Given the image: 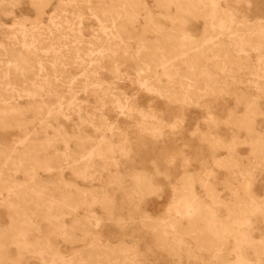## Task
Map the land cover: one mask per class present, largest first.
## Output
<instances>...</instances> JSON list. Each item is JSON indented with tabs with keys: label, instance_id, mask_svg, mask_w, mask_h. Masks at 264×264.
<instances>
[{
	"label": "rangeland",
	"instance_id": "rangeland-1",
	"mask_svg": "<svg viewBox=\"0 0 264 264\" xmlns=\"http://www.w3.org/2000/svg\"><path fill=\"white\" fill-rule=\"evenodd\" d=\"M0 174V264H264V0H0Z\"/></svg>",
	"mask_w": 264,
	"mask_h": 264
},
{
	"label": "bare ground",
	"instance_id": "bare-ground-1",
	"mask_svg": "<svg viewBox=\"0 0 264 264\" xmlns=\"http://www.w3.org/2000/svg\"><path fill=\"white\" fill-rule=\"evenodd\" d=\"M204 3V2H203ZM206 4V3H205ZM198 7V6H197ZM205 7V6H204ZM204 9V8H203ZM90 11V10H89ZM61 17V16H60ZM223 23V22H222ZM259 24V23H258ZM71 25V24H70ZM61 26V25H60ZM224 28V27H223ZM112 29V28H111ZM220 29V28H219ZM222 30V29H221ZM28 31V30H27ZM82 35V34H81ZM106 35V34H105ZM119 35V34H118ZM25 41V40H24ZM17 42V41H16ZM15 42V43H16ZM27 44V43H26ZM68 45V44H67ZM9 48V47H8ZM66 48H67V46H66ZM78 54V53H77ZM61 55V54H60ZM54 58V57H53ZM62 58V57H61ZM41 62V61H40ZM165 65V64H164ZM43 67V66H42ZM23 71V70H22ZM22 76V75H21ZM83 79V78H82ZM77 80V79H76ZM86 80V79H85ZM25 83V82H24ZM143 87V86H142ZM21 89V88H20ZM15 90V89H14ZM145 90V89H144ZM18 91V90H17ZM53 94V93H52ZM98 96V95H97ZM68 99V98H67ZM59 101V100H58ZM128 101V100H127ZM45 103V102H44ZM63 107V106H62ZM70 112V111H69ZM73 116V115H72ZM91 120V119H90ZM96 121V120H95ZM96 125H97V123H96ZM18 126V125H17ZM98 126V125H97ZM83 138V137H82ZM66 139H68V138H66ZM21 144V143H20ZM9 150H7V152H8ZM93 151V150H92ZM5 152V151H4ZM103 161V160H102ZM32 162V161H31ZM21 167V166H20ZM82 167V166H81ZM238 167V166H237ZM259 167H261V166H259ZM258 167V168H259ZM83 168V167H82ZM8 169V168H7ZM52 170V169H51ZM1 175V174H0ZM84 178V177H83ZM178 212V211H177ZM49 214V213H48ZM18 215V214H17ZM51 215V214H50ZM27 221H28V219H27ZM28 223V222H27ZM248 224V223H247ZM246 224V225H247ZM250 224V223H249ZM248 226V225H247ZM42 242H43V240H42ZM45 243V242H44ZM183 243V242H182ZM22 246V245H21ZM24 248V247H23ZM76 253V252H75Z\"/></svg>",
	"mask_w": 264,
	"mask_h": 264
}]
</instances>
